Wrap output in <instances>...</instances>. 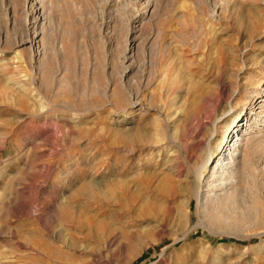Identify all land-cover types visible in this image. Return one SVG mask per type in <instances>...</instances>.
Wrapping results in <instances>:
<instances>
[{
	"label": "rangeland",
	"instance_id": "374dc122",
	"mask_svg": "<svg viewBox=\"0 0 264 264\" xmlns=\"http://www.w3.org/2000/svg\"><path fill=\"white\" fill-rule=\"evenodd\" d=\"M241 112L264 0H0V264H264V136L225 205L189 182Z\"/></svg>",
	"mask_w": 264,
	"mask_h": 264
},
{
	"label": "bare ground",
	"instance_id": "6f19581e",
	"mask_svg": "<svg viewBox=\"0 0 264 264\" xmlns=\"http://www.w3.org/2000/svg\"><path fill=\"white\" fill-rule=\"evenodd\" d=\"M34 11L36 14H39L37 8H35ZM38 42H40V40ZM133 105H135V103H133ZM246 118H248V117L245 115V113L241 112L238 116L232 118L231 121H229V123L227 124L228 128H229V133L228 134L226 133V136L221 141V145L225 146L226 149H231V147L233 146L234 147L233 152L227 153L228 151H226V149H225L224 151L220 152L219 156L215 158L216 159L215 161H213L214 155L212 153H208L205 155L201 166L198 165L199 167H196L194 169V171L192 172L191 181L189 180V182L191 183V185L193 187L191 192L195 195L197 209L202 210L201 208H203V210H204V208H206L208 203H215L216 202V206H217V204L225 205L226 202H228V200H230L229 199L230 197H234L233 194L235 193V189H237V187H235L236 183L238 181V178L241 175L242 169L244 168L243 166L244 165L246 166V164H244V162H245L244 159H245V155H246L245 150L250 149L251 146L253 147V143L256 141L257 138L264 136V134H263L264 132H262V131H264V119L259 120V122H257V123L254 122V126L251 127L249 124L246 125L250 121V118H249V120ZM243 120L245 121V122H243V124L245 125L244 129L245 128L246 129L241 132V135L236 134L234 136V138H236V139L233 141L232 140V137H233L232 134L234 132H236V130H237L236 128L238 126H241V127L243 126L242 125ZM127 124H130V126H126L125 129H123L122 134L120 136L121 139H123V141H125V143L130 142V141L151 142L150 138L147 136V134L144 131H142V130L140 131V129L137 128L136 124L135 125L132 124V120L128 121ZM153 142L155 143L154 140H153ZM231 142H232V144L230 145ZM246 160H248V158H246ZM212 161L216 162L217 165H215L211 169V171H210V176L212 178L210 181L211 183L209 186L205 185L204 187H206V188L204 189V188L200 187V180H201L202 176L208 170V167H210V164L213 163ZM185 191L188 195V198L186 199V202L184 201L185 203H181V204L183 205V207H188L189 197L191 196V192L188 190H185ZM181 192H182V190L176 189L173 192H171L168 195V197L173 199L176 196H178V194ZM212 205H214V204H212ZM210 210H211V208H210ZM213 210H214V208H213ZM209 211H207V213H206V214H208V217H209ZM201 213H202V211H201ZM214 213H216V212L214 211L213 213H210V214L213 215Z\"/></svg>",
	"mask_w": 264,
	"mask_h": 264
}]
</instances>
